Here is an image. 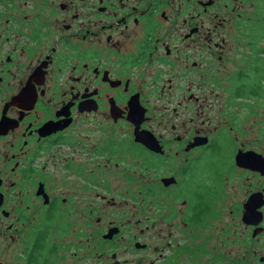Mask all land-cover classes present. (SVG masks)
I'll use <instances>...</instances> for the list:
<instances>
[{
  "label": "flooded vegetation",
  "instance_id": "obj_1",
  "mask_svg": "<svg viewBox=\"0 0 264 264\" xmlns=\"http://www.w3.org/2000/svg\"><path fill=\"white\" fill-rule=\"evenodd\" d=\"M263 98L264 0H0V264H264Z\"/></svg>",
  "mask_w": 264,
  "mask_h": 264
},
{
  "label": "rangeland",
  "instance_id": "obj_2",
  "mask_svg": "<svg viewBox=\"0 0 264 264\" xmlns=\"http://www.w3.org/2000/svg\"><path fill=\"white\" fill-rule=\"evenodd\" d=\"M251 110H252V115L246 120H245L244 111L242 110V114L240 118H238V123L240 124L241 128L237 134L249 135V137H246V140L254 141V145L259 146L258 148H260V150L264 152V137H263L264 136V98L252 103ZM237 230L243 231L244 229L243 227L238 225Z\"/></svg>",
  "mask_w": 264,
  "mask_h": 264
},
{
  "label": "water",
  "instance_id": "obj_3",
  "mask_svg": "<svg viewBox=\"0 0 264 264\" xmlns=\"http://www.w3.org/2000/svg\"><path fill=\"white\" fill-rule=\"evenodd\" d=\"M264 171V170H263Z\"/></svg>",
  "mask_w": 264,
  "mask_h": 264
}]
</instances>
